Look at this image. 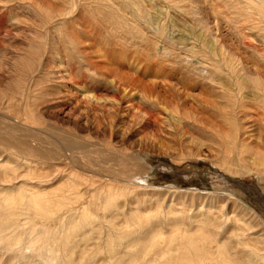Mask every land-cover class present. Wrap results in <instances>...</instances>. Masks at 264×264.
<instances>
[{"label": "rangeland", "instance_id": "374dc122", "mask_svg": "<svg viewBox=\"0 0 264 264\" xmlns=\"http://www.w3.org/2000/svg\"><path fill=\"white\" fill-rule=\"evenodd\" d=\"M214 2L220 10H225L227 4L224 0H197L180 10L170 0H52L51 15L60 16L44 25L30 2L0 0V128H13L6 125L7 121L24 123L22 126L27 125L28 131L41 128L44 132L40 134L48 142L51 140L57 144L60 134L94 145L88 148H110L112 152L129 157L131 162L147 165L148 169L133 179L136 182L141 179L149 186L147 189L139 187L134 195L142 197L135 205L142 211L153 209L160 199L167 205L171 203L170 208H163L164 211L176 209L173 212H177L182 208L185 213L190 210L191 214L204 198L208 206L215 208L219 199H224L223 192L214 190V184L221 181L239 191L242 198L234 192L231 194L264 219L263 185L257 175L246 171L234 176L218 166L224 149L221 138L230 136L231 129L202 100L212 99L216 107L225 108L226 105L219 98V90L231 85V75L226 69L215 72L205 68L209 63L206 61L218 59L213 56L219 54L218 44H224L233 58L239 60L235 73L241 76L240 94L248 102L253 95L252 78L256 71H264L263 62L242 45L239 25L231 17L234 15L214 18L210 8ZM214 25L218 32L213 29ZM201 26L206 31L208 27L210 34L215 33L211 35L212 40L207 36L198 38ZM256 33L250 34L254 36ZM106 69L111 70L112 75H106ZM124 75L143 83L157 81V88L150 95L147 86L136 82L131 85ZM12 93L13 101L10 102L7 98ZM185 93L189 96L186 97ZM168 94H173L178 104L184 102L185 107L165 108L168 106L161 100L169 97ZM84 95H94L100 101L95 103ZM29 114L41 125L25 123ZM254 122V118L240 122L241 132H245L240 139L251 143L249 148L253 150L263 139L255 129L258 122ZM218 126L222 131H218ZM26 133L23 131V135ZM14 152L0 145L1 162L8 160L10 165L16 166L19 157L13 155ZM234 153L236 155V151L233 156ZM243 164L251 166V161L247 158ZM60 166L66 170L65 174L68 168H73L68 160ZM43 167L40 172L46 176L44 179L51 176L50 181L41 183V186L31 182V186L51 194L58 190L59 176L55 170ZM235 181L245 187L237 188L239 185L232 183ZM166 187L179 189V193L183 190L189 192L179 194L170 190L169 193ZM207 193L214 195L213 201L210 199L213 195ZM260 193L261 199L258 197ZM229 203L225 206L227 212L231 209ZM125 209L124 214L129 213V209ZM120 217L123 222L124 215ZM51 222L42 223L40 220V226L43 224L45 228H39V234H45ZM28 227L23 230L20 245L13 241L15 245L12 246L17 250L5 243L0 245V264L61 263V253L55 254L57 260L54 262L53 255L47 253L50 248L43 250L41 243L30 247L27 241L32 240V236ZM100 229L105 231L96 232L95 238L87 242L78 240L82 244L77 241L79 235L74 238L76 244L92 246L88 247L95 257L92 264H105L108 256L105 247L109 232L106 225ZM57 235L56 231L54 236ZM22 246L24 250L20 253ZM118 250L125 251L123 246ZM43 254L51 260L43 258Z\"/></svg>", "mask_w": 264, "mask_h": 264}, {"label": "bare ground", "instance_id": "6f19581e", "mask_svg": "<svg viewBox=\"0 0 264 264\" xmlns=\"http://www.w3.org/2000/svg\"><path fill=\"white\" fill-rule=\"evenodd\" d=\"M24 1H28L32 7L34 6L40 22L44 25H48L51 23V19L60 16V14L51 15L52 0ZM194 1L197 0H170L179 10L182 7H188L189 2ZM224 2L228 6L225 7V10H220L215 2L212 3L211 13L214 18H217L218 15H223L225 18L228 17L227 15H234L231 17H234V22L239 25L240 36L243 39L242 45L261 58L264 69V0H224ZM64 3L68 4L69 2ZM181 4L183 6H180ZM228 4L233 5L229 6ZM70 12L69 10L68 13ZM213 27L218 32L217 27L215 25ZM200 28L201 35H198V38L207 36L212 40L211 35H215V33L210 34L208 27L207 31L204 30V26ZM256 31L254 36L250 34ZM218 45L220 46L219 54L213 55L214 57L218 56V59L206 61L209 63H206L205 68L215 72H223V69H226L231 75V85L219 90V98H222L226 103L225 108L216 107L215 101L212 99L202 98L203 103L224 119L231 129L230 136L221 138L222 146H224L223 158L217 164L221 170L234 176L243 175L242 173L246 171L256 174L259 183L263 185L261 193H264V71L262 73L256 71V76L252 78L253 95L248 102L241 95L242 93L240 94L242 91L239 82L241 76L235 73V66L240 64L239 60L233 58L224 44ZM203 58L206 57L203 56ZM105 73L112 75V71L109 69H106ZM123 78L130 80L131 85L134 82L144 84L150 95L155 91L157 81H150L149 84L138 81L130 75H124ZM166 85L170 86V83H166ZM234 87L238 90L237 94ZM185 94L186 97L189 96L187 93ZM13 96L12 93L7 100L13 101ZM84 96L86 99L91 98L95 103L100 101L94 95ZM161 103L168 106L165 108L185 107L184 102L181 104L176 102L173 94L163 98ZM173 104L174 106H172ZM26 117L25 123L41 125L30 114ZM153 117L155 118V116ZM197 118H199L198 114ZM246 118H254V121L258 122L255 129L258 131L257 134L263 138L260 140V145H255L257 147L254 150L249 148L251 143H246V139H240L245 133L241 132L240 122ZM5 123L12 125L13 128L7 127L10 130L0 128V145L14 150L18 155L15 152L13 155L19 157L17 158L19 163L16 162L18 163L16 166L10 165L8 160L2 163L0 156V245L5 243L10 247L13 241L15 244H19L24 238V228L30 226L28 228L32 240L27 241L30 247L41 243L43 250L46 251V248H50L47 253L53 255L51 259L54 262L57 260L55 254L61 253L63 261L61 263L56 261L55 264H92L95 257L90 254L88 249L91 245L81 246L82 243L79 241L87 242L89 239L95 238L96 232L102 231L100 227L103 228L106 225L109 235L107 234V242L105 241L107 243L105 252L108 255L105 264H264V219L255 210L235 199V194H231L232 192L241 198L243 195L230 185L221 181L214 184L215 191L224 193V199H219L220 202H217L219 205L215 208L208 206L207 199L204 198L200 202L201 205L199 204L195 212L191 214L189 208H186L188 213L182 211V208L177 212H173L176 209L164 211L165 208H170L171 203L167 205L164 200L160 201V199L155 203L153 209L142 211L138 206H135L138 199H142V197L134 195L139 187L147 189L149 186L145 185L141 179H138V182L133 179L136 178L135 176L143 174L148 169L147 165L131 162L129 157L115 151L112 152L109 150L110 148H88L89 146L94 147V145L85 144L60 134H58L57 144L51 140L48 142V139L40 134L43 131L40 130L41 128L38 131H28L27 125L22 126L24 123L22 125L14 121L13 124L9 121ZM217 129L222 131L220 126ZM23 131L27 132V135H23ZM233 151H236L234 156ZM246 157L248 161H251V166L243 164V161H247ZM66 160L73 168L67 167L69 170L65 174L63 172L66 170L64 171L60 164L63 166ZM43 166L56 171L57 177L59 176L57 186H61L62 189L58 187V190L55 189L49 194L31 186V182L41 186V183L48 184L50 181L51 176L49 178L47 175L48 178L44 179L46 176L44 177L40 172L41 168H44ZM74 168L79 170L76 171ZM236 185H239L236 187L240 189L245 187L239 182ZM151 189L156 190L155 188ZM165 190L169 193L170 190L179 193V189H174V187H166ZM188 192L184 191V193ZM261 193L258 195L260 199L263 197ZM207 195L213 194L207 193ZM211 198H215L214 195L210 196ZM211 201L213 200L211 199ZM228 202H230L229 205L231 204V209L227 212L225 206ZM192 205L194 204L192 203ZM126 207L129 209V213L124 214ZM190 207L193 206L190 204ZM121 215H124L123 222L119 220L122 218ZM37 220L38 222H36ZM40 220L42 223L49 220L53 222L48 226L46 223L45 226L48 229L43 235L39 234L40 230H38L43 226V224L40 226ZM50 226H54V229L51 227L52 231ZM43 228L45 227L43 226ZM87 229H90V232ZM56 231L58 235L54 236ZM78 235L80 238L77 241L79 240L80 244H76L77 241L74 240ZM5 245L2 247H6ZM121 246L125 251L118 250ZM23 250L22 246L21 252H18L22 253ZM43 256L46 257L45 254ZM23 258L25 260V257ZM45 259L51 260L47 257ZM42 261L44 262V260Z\"/></svg>", "mask_w": 264, "mask_h": 264}, {"label": "water", "instance_id": "95a60500", "mask_svg": "<svg viewBox=\"0 0 264 264\" xmlns=\"http://www.w3.org/2000/svg\"><path fill=\"white\" fill-rule=\"evenodd\" d=\"M233 183H234L235 185H236V184H238V182L236 183V181H235V182H233Z\"/></svg>", "mask_w": 264, "mask_h": 264}]
</instances>
